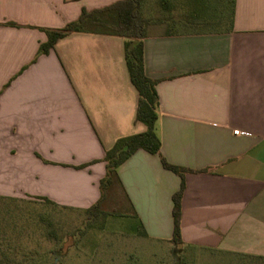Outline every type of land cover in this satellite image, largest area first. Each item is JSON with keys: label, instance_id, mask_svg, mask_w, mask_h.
Returning <instances> with one entry per match:
<instances>
[{"label": "crops", "instance_id": "obj_1", "mask_svg": "<svg viewBox=\"0 0 264 264\" xmlns=\"http://www.w3.org/2000/svg\"><path fill=\"white\" fill-rule=\"evenodd\" d=\"M117 1L0 0V197L101 203L106 150L146 130L123 37L71 32L38 52L47 30ZM166 11L142 39L160 154L136 150L114 182L145 237L172 244L181 178L160 158L188 169L182 246L264 259V0H167Z\"/></svg>", "mask_w": 264, "mask_h": 264}, {"label": "rangeland", "instance_id": "obj_2", "mask_svg": "<svg viewBox=\"0 0 264 264\" xmlns=\"http://www.w3.org/2000/svg\"><path fill=\"white\" fill-rule=\"evenodd\" d=\"M166 9L167 0H141L139 15L160 21ZM123 199L114 180L104 189L98 212L0 197V264H264V259L146 238Z\"/></svg>", "mask_w": 264, "mask_h": 264}, {"label": "trees", "instance_id": "obj_3", "mask_svg": "<svg viewBox=\"0 0 264 264\" xmlns=\"http://www.w3.org/2000/svg\"><path fill=\"white\" fill-rule=\"evenodd\" d=\"M141 0H120L109 6L92 11L82 10L77 20L71 21L61 29L47 30L46 42L40 44L39 53H47L59 39L71 32L91 30L106 34L118 35L124 38V57L130 80L138 92V102L135 113V121L146 126L141 133L121 137L113 146L106 150L104 161L106 162V174L100 181V187L104 190L116 179V170L136 150L143 149L152 154H160V141L154 131L157 119L158 96L155 89L156 81L146 76L143 67L142 39L146 36L144 21L139 15ZM96 26L98 29L88 28ZM164 168L171 170L181 178V184L177 192L172 196L173 232L170 242L174 246H181L180 215L181 197L184 189V174L189 171L184 167L168 163L160 158ZM49 202V201H46ZM50 203V202H49ZM100 201L94 203L86 210L98 212ZM107 215L106 213H103ZM139 234L145 236V231L140 227Z\"/></svg>", "mask_w": 264, "mask_h": 264}, {"label": "built area", "instance_id": "obj_4", "mask_svg": "<svg viewBox=\"0 0 264 264\" xmlns=\"http://www.w3.org/2000/svg\"><path fill=\"white\" fill-rule=\"evenodd\" d=\"M234 133H235V134H241V133H243V132H241V131H239V130H235Z\"/></svg>", "mask_w": 264, "mask_h": 264}]
</instances>
